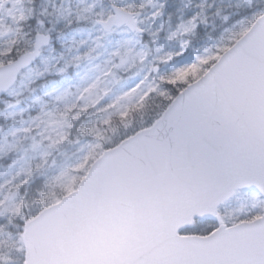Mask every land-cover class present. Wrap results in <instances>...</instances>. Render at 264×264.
<instances>
[{
    "label": "snow or ice",
    "instance_id": "1",
    "mask_svg": "<svg viewBox=\"0 0 264 264\" xmlns=\"http://www.w3.org/2000/svg\"><path fill=\"white\" fill-rule=\"evenodd\" d=\"M0 264H264V0H0Z\"/></svg>",
    "mask_w": 264,
    "mask_h": 264
}]
</instances>
